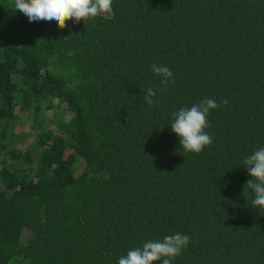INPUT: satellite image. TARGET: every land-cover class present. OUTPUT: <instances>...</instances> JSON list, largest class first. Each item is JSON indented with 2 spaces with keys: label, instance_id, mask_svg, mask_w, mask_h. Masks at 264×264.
I'll return each mask as SVG.
<instances>
[{
  "label": "trees",
  "instance_id": "obj_1",
  "mask_svg": "<svg viewBox=\"0 0 264 264\" xmlns=\"http://www.w3.org/2000/svg\"><path fill=\"white\" fill-rule=\"evenodd\" d=\"M112 7L60 29L0 0V264H118L175 233L173 264H264L243 165L264 147V0ZM205 97L213 142L184 152L172 113Z\"/></svg>",
  "mask_w": 264,
  "mask_h": 264
},
{
  "label": "clouds",
  "instance_id": "obj_2",
  "mask_svg": "<svg viewBox=\"0 0 264 264\" xmlns=\"http://www.w3.org/2000/svg\"><path fill=\"white\" fill-rule=\"evenodd\" d=\"M113 0H11V9L27 16L30 22H54L63 29L69 20L84 23L103 16L109 18L113 13ZM152 72L160 79V92L167 90L169 83H175V76L166 65L152 64ZM144 92L143 100L155 107L156 90L149 87ZM227 105L228 100L221 101ZM220 106L216 100L205 97L191 107H181L172 113L171 131L179 137L180 147L184 152L200 153L211 145L212 137L205 131L209 127L208 115ZM243 165L252 177L245 187L252 189L254 198L252 207L264 210V147H260L246 156ZM244 193V190H243ZM245 196V195H244ZM191 242V237L182 233L164 236L161 240H149L142 246L130 249L126 256H121L118 264H173Z\"/></svg>",
  "mask_w": 264,
  "mask_h": 264
}]
</instances>
